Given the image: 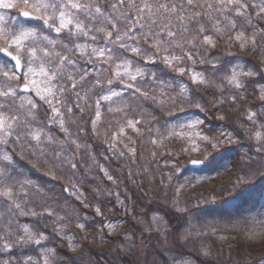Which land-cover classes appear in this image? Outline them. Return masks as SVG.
<instances>
[{"label":"snow or ice","instance_id":"snow-or-ice-1","mask_svg":"<svg viewBox=\"0 0 264 264\" xmlns=\"http://www.w3.org/2000/svg\"><path fill=\"white\" fill-rule=\"evenodd\" d=\"M254 20L264 22V0L258 4L255 0H0V57L4 58L0 62V264H69L59 258L57 249L64 247L76 253L83 248L80 241L88 240L89 211L104 216L100 197L115 196L127 211L118 192L97 186L88 199L83 191L75 159L81 149L107 180L115 182V178L89 153L91 145L80 144L66 126L65 116L71 119L73 107L83 113L81 101L87 106L88 100H93V131L101 120L102 107L123 115L124 122H118L104 141L106 152L116 159L126 154L116 150L117 144H123L130 159L135 156V147H129L134 142L125 129L139 134L141 121L156 119L153 112L142 107L144 103L151 101L161 113L167 109L170 117L173 108L185 114L195 110L186 121L166 120L167 136L156 128L157 138L150 142L158 145L165 139H194L197 143L191 150L198 152L203 145L204 159L191 163L217 175L227 170L223 162L230 148L242 149L239 163L233 164L238 170L228 182L231 187H224L231 199L247 202L256 183L264 180V69L226 57H234L230 51L234 45L253 52L261 47L257 36L264 41V27H258ZM177 79L179 83H175ZM89 92L94 95L89 96ZM249 98L257 103L249 104ZM226 108L239 113L238 129L207 127L209 113L213 119L224 121L226 117L220 113ZM126 109H131V117ZM53 127L65 139L56 136ZM149 131L153 129L149 127ZM70 145L74 148L69 152ZM25 152L43 157L42 163L53 179L59 174L68 181L69 187L62 192L79 202V210L72 212L73 220L54 210L51 201L56 200L55 195L49 196L31 179L19 178L23 173L15 168V157ZM104 159L109 157L104 155ZM178 171L173 168V172ZM128 176L131 178L132 173ZM167 179L171 182L172 175ZM185 187L175 185L171 198L164 191L163 208L167 211L156 210L147 219H139L144 225L142 233L167 238L175 228L177 242L186 244L193 234L200 240L216 234V227L210 232L198 231L192 224L203 211L202 198L182 200ZM203 199L217 202L215 196ZM169 213L183 217L185 223L174 225ZM253 222L264 226V219L253 218ZM68 223L80 230L79 241L69 233ZM106 228L108 236L117 231L111 222ZM121 239L135 243L132 233ZM97 242L105 243V237L101 235L99 241L93 237L92 243ZM127 248L128 244L118 243L115 250ZM194 254L203 258L199 264H209L212 256L206 244L195 248ZM97 256L88 264H112L103 253ZM195 257L181 254L153 260L152 264H198ZM79 260H84L83 252Z\"/></svg>","mask_w":264,"mask_h":264},{"label":"trees","instance_id":"trees-1","mask_svg":"<svg viewBox=\"0 0 264 264\" xmlns=\"http://www.w3.org/2000/svg\"><path fill=\"white\" fill-rule=\"evenodd\" d=\"M255 3H260V0H255ZM250 12L255 13L254 9H249ZM258 27H264V22L255 21ZM250 34V32H249ZM257 43L261 45L255 52L251 49L241 50L238 45H234L230 51L234 54V57H226V59H235L236 62L247 63L249 65H255L256 68L264 69V41L261 40L259 35L257 36ZM223 51V45H218ZM189 63V62H186ZM179 83V79L175 81ZM87 90V89H86ZM89 96H93L94 92H89ZM75 98L73 97V100ZM206 99L211 101L212 97L206 95ZM69 106H72V100L66 101ZM177 103H180L177 100ZM249 104H255L257 101L249 98ZM81 107L84 108L83 113L73 107V114L71 119L66 115L65 121L66 126L69 127V131L73 134V138H78L79 143L82 145H91L88 150L90 154H94L98 164L103 165L104 168L109 170V173L115 178V182L107 180L100 168L93 165L92 160L89 158L84 151L81 149L76 153L75 159L78 161V169L80 179L82 181L83 191L88 199H92V189L97 186H102L108 190L116 193H120V199L124 201V205L127 208L125 211L121 205L117 202L116 197H100L102 202V211L104 216H95L94 213L89 211V221L87 225V241H80L83 245L81 250L76 253H71L67 248L61 247L57 249L60 254L61 260L67 259L69 264L73 260L77 261V264H88L90 259H98L97 253H103L105 259L112 261V264H135L133 254L130 249V243L122 240L121 238L128 233H132L135 236V242L140 238H143V245L147 247L148 264H152L153 260L162 261L165 257H178L181 254L187 255L192 254L195 257L194 249L199 247L200 244H206L210 247L212 256L209 259V264H243L246 263L250 257H242L240 249L246 244L252 243L255 237L245 236L244 226L248 222V215L250 211L257 209L264 205V180L258 181L255 185L254 191L247 202L241 200L235 202L233 205H226V202L222 205L209 206L204 205L206 202L203 198H209L215 196L219 198L228 194L225 185L231 187L228 184L230 179L235 178L237 167L233 164L239 163V157L242 154V149L232 146L230 151L226 154L224 164L227 166L226 171H221L219 175L206 169L204 166L199 168L200 173H210L212 178L205 182V188L203 191H198L195 194H189L187 187L191 186L194 182L191 174L193 175L194 168L188 167V161L192 156L204 157L203 145H200L201 150L198 152L192 151L194 147L186 139H165L162 144L153 145L150 141L153 138H157V134L154 129L159 128L163 136H167L165 128V122L172 121L180 118L183 115H194L195 110L185 113H181L178 109L173 108V116H168L167 109L162 113L160 110L155 109L151 106V101H148L142 105L147 112H153L156 116L155 120L149 119L147 123L141 121L140 133L137 134L132 129L126 128L127 137L131 138L134 143L129 144V147H135L136 152L134 158L130 159V153L123 148V144H117L115 146L117 151H125V156L116 159L112 156V153L106 152V145L104 141L110 138V134L117 129V124L124 122L122 114L111 113L107 111V108L102 109L101 120L97 123V129L92 130L90 120L94 113L93 100H88V105L85 106L84 102L81 101ZM135 108L136 104H132ZM168 107H172L171 104ZM129 116H132L131 109H126ZM215 111V110H213ZM220 114L225 115L224 121L213 119L211 113L208 115L207 127L217 129L220 126L238 129V123L236 122L239 113L234 112L231 108L222 110ZM203 115V114H201ZM134 118V117H133ZM149 127L153 131H149ZM53 132L60 139H64L63 133L59 132L58 129L53 127ZM244 137L241 135V143H244ZM124 143H129L127 139H124ZM197 143V142H196ZM74 148V145L68 147L70 152ZM185 149H188L185 152ZM51 149H49L50 151ZM155 153V156H153ZM104 155L109 157L108 160L104 159ZM36 157L29 155L25 152L23 155L17 154L15 157V168L23 173L21 179L27 178L34 181L37 185L44 189V192L48 193L49 196L55 195L56 200L51 201L55 211L60 215L66 216L71 221L73 220V210H79V202L76 201L74 196L62 192V188L69 187L68 181L64 176L57 175L56 179L49 174L48 167L45 166L42 161L43 157ZM35 165V167H34ZM67 166H65L66 168ZM180 169L178 172H173V168ZM129 172L132 173L129 178ZM172 175L171 182L168 181L167 177ZM228 176L227 180L221 181L222 177ZM163 178L164 183H161ZM135 181V183H133ZM177 184H185V189L181 192L182 200L195 201L197 198L201 199V211L196 218L192 220V223L199 225L204 231L209 229V223L215 222L217 226L221 227L226 224H231L234 227H230L228 230L222 231L218 229L215 235L209 234L203 240L195 237L191 238L187 244L180 240L178 242L179 249L172 251V249H164L162 251L153 250L151 247H155L159 236L148 235L142 233L144 225L138 223L139 219H147L149 216L156 214V210L167 211L163 208L162 197L164 191H168L169 198L174 193V187ZM167 186V188H165ZM213 189L215 191H213ZM144 193H148L147 196ZM110 209V211H109ZM168 219L176 226L185 223L183 217H177L173 213H169ZM23 222H30L25 218H21ZM113 223L117 225V231L112 235L107 234V223ZM49 231H51V222ZM104 227V231L100 232L99 229ZM67 229L70 234L75 235L77 241L81 235L80 230L75 227L73 223H68ZM184 229H181L183 232ZM175 233V228H173ZM105 237L106 242L100 244L99 242L93 244V237L99 241L100 236ZM160 236H163L161 234ZM221 236L226 239H220ZM118 243H128V248L125 251H116V245ZM113 249V251H109ZM83 252L84 260H79V257ZM224 252V253H222ZM34 254V253H33ZM198 264L202 260V257H195ZM242 260V261H241Z\"/></svg>","mask_w":264,"mask_h":264},{"label":"rangeland","instance_id":"rangeland-1","mask_svg":"<svg viewBox=\"0 0 264 264\" xmlns=\"http://www.w3.org/2000/svg\"><path fill=\"white\" fill-rule=\"evenodd\" d=\"M53 35H55V34H53ZM3 61H4V58L0 57V62H3ZM103 108H105V107H102V109ZM192 116H193L192 114L183 115L180 118L172 121V123H176L178 121H186V120L192 118ZM40 118L44 119L43 116H41ZM193 136H194V134H193ZM62 137L65 139L64 135ZM188 142L191 143L192 145H194L197 141H195L193 139V140H188ZM192 158L204 159V157H200V156H192ZM191 159H189V161ZM189 161H188V167H189ZM192 170H193V175L191 174V176L194 180L192 185H195V187L193 188V187L189 186L186 188V190H189L190 195L195 194L198 191L204 190L205 182L197 183L198 180L203 181V179L205 177H211L212 178V175L210 173H206V172L200 173V172H198L199 169H192ZM210 179H208L207 182ZM227 179H228V176L225 175L224 177H222L221 181H224ZM216 201H217L216 203L206 202L204 205H209V206L222 205V203H224V201H226V205L231 206L235 202L239 201V199L233 200L229 197L228 194H226L224 196L216 198ZM261 213H264V205L249 212L248 222H246V225L244 226L245 231L243 233L245 234V236H248V233L252 232V233H254L253 236L255 237V240H254V242L246 244L243 248L240 249V253L242 254V257L243 256L244 257H250V259L246 263H243V264H264V226H261L260 224L253 222V218H255V220H257V221L264 219V216H261ZM192 224L196 227V229L198 231L203 230L199 225H195L194 223H192ZM185 227H187L186 224H185ZM212 227H216L217 229H220L215 222L209 223V228L211 229ZM230 227H234V226H232L231 224L225 223L221 227V229H222V231H224V230H228ZM208 230L209 229L207 228L204 231H208ZM142 240H143V238H140L134 244L130 243V249L129 250H131V252L133 254L135 264H148V261H147L148 250H147V247L145 245H143L144 241H142ZM179 247L180 246L176 240V235L172 231V234L169 235L167 238H165L164 235L159 236V239H157L156 246L154 248L151 247V249L158 250V251H162L164 249H172V251H175V250L179 249ZM222 253H224V252H222Z\"/></svg>","mask_w":264,"mask_h":264},{"label":"water","instance_id":"water-1","mask_svg":"<svg viewBox=\"0 0 264 264\" xmlns=\"http://www.w3.org/2000/svg\"><path fill=\"white\" fill-rule=\"evenodd\" d=\"M192 160H202L201 158H192L190 161H189V166L191 168H194V169H199V168H202L203 166L202 165H194L191 163ZM67 193V192H66ZM68 194V193H67Z\"/></svg>","mask_w":264,"mask_h":264}]
</instances>
